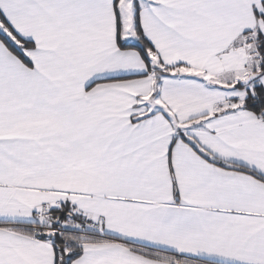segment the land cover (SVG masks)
<instances>
[{"label":"snow or ice","instance_id":"1","mask_svg":"<svg viewBox=\"0 0 264 264\" xmlns=\"http://www.w3.org/2000/svg\"><path fill=\"white\" fill-rule=\"evenodd\" d=\"M0 264H264V0H0Z\"/></svg>","mask_w":264,"mask_h":264}]
</instances>
